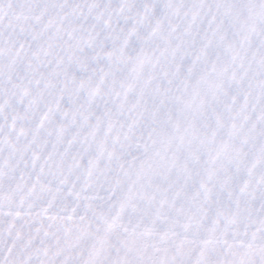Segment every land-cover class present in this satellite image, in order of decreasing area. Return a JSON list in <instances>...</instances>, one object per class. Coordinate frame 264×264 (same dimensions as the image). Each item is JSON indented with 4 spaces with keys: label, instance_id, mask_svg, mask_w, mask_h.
<instances>
[{
    "label": "snow or ice",
    "instance_id": "1",
    "mask_svg": "<svg viewBox=\"0 0 264 264\" xmlns=\"http://www.w3.org/2000/svg\"><path fill=\"white\" fill-rule=\"evenodd\" d=\"M0 264H264V0H0Z\"/></svg>",
    "mask_w": 264,
    "mask_h": 264
}]
</instances>
